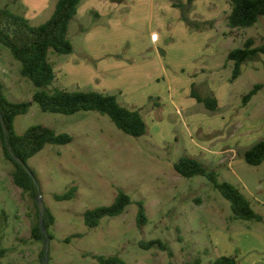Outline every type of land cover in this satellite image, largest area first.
Here are the masks:
<instances>
[{"label": "rangeland", "instance_id": "374dc122", "mask_svg": "<svg viewBox=\"0 0 264 264\" xmlns=\"http://www.w3.org/2000/svg\"><path fill=\"white\" fill-rule=\"evenodd\" d=\"M187 1L125 0L100 20L83 19L82 31L70 27L71 54H49L53 87L115 95L123 106L139 110L147 131L133 138L98 113H44L34 103L15 119L19 135L40 125L72 139L64 146H45L26 164L54 217L47 264H97L90 255H116L126 264H209L221 256L238 264H264V162L253 167L243 161L246 150L264 141V55L245 62L234 81L233 64L226 60L248 39L254 46L264 44V17L251 28L229 30L225 0L213 6L192 0L189 20L210 21L208 13L217 20L213 29L189 30L171 6H187ZM5 6L33 26L47 21L54 9L50 0H0V8ZM19 68L0 45L4 94L13 102H31L35 88ZM256 84L262 89L244 103ZM192 89L203 97L213 94L218 112L191 98ZM184 156L236 187L261 221L234 220L229 202L206 178L178 176L173 164ZM12 171L0 141V248L7 250L0 264H40L43 243L30 237L35 198L13 184ZM72 185L77 187L73 199L54 200ZM118 190L131 200L125 211L101 219L96 228L85 227L83 214L110 206ZM138 203L147 217L141 228L136 226ZM157 239L171 249V258L157 247H139Z\"/></svg>", "mask_w": 264, "mask_h": 264}, {"label": "trees", "instance_id": "16d2710c", "mask_svg": "<svg viewBox=\"0 0 264 264\" xmlns=\"http://www.w3.org/2000/svg\"><path fill=\"white\" fill-rule=\"evenodd\" d=\"M229 5V13L225 18V25L229 30L246 29L253 27L259 18L264 17V0H225ZM80 0H57L49 19L43 24L33 26L22 15L12 11L5 6L0 8V45L9 51L13 60L20 64L19 74L30 82L35 90L32 93L31 102H13L4 94L3 84L0 81V115L7 131V144L12 151L10 154L0 122V141L4 158L11 163L13 171L11 174L13 184L35 198L38 194L37 185L32 180L14 157L19 158L25 164L28 159L35 156L47 145L64 146L71 143L72 139L68 134H57L51 128L45 126H32L23 134H17L14 130V121L18 116L27 114L31 103L37 105L44 113L60 115H73L79 112H95L106 116L113 125L123 134L138 138L146 134L147 127L139 110L123 106L115 95L99 93L95 91H67L53 87L55 72L49 60V54L69 55L73 48L68 38L69 26L74 19ZM192 0L183 4H173L180 11V20L189 30H208L214 28V21L192 22L188 18L189 7ZM191 10V9H190ZM258 55H264V44L254 46L253 40L248 39L242 48H236L227 54L226 60L232 62L233 69L230 81L238 78L241 66L253 60ZM263 85L256 84L242 98L246 103ZM190 97L198 104H201L206 111L217 113L219 110L218 101L213 94L201 96L191 90ZM243 161L249 166H259L264 162V141L255 143L243 153ZM175 173L181 178L191 179L193 177H204L226 201L229 202L230 210L234 220L261 221V217L251 208L250 202L233 185L221 182L217 175L209 171L198 160L184 156L173 164ZM77 187L72 185L63 195H55L56 202L68 201L75 197ZM131 200L127 194L118 190L114 202L110 206L97 207L88 210L83 214L85 227L92 229L99 226L103 218H114L121 215ZM35 217L30 228L32 240L43 243L39 259L43 264L44 242L42 227L45 229L48 239L52 236L49 229L54 224L52 213L45 207L43 222L39 223L38 207L35 203ZM147 223L145 209L142 203H138L136 226L141 228ZM142 250H150L157 247L165 252L169 258L172 257L171 249L161 240L140 242ZM7 250L0 248V259L6 256ZM97 264H126L120 257L90 255ZM189 264V263H187ZM192 264H200L195 260ZM209 264H238L235 258L221 256Z\"/></svg>", "mask_w": 264, "mask_h": 264}, {"label": "crops", "instance_id": "0c3cea01", "mask_svg": "<svg viewBox=\"0 0 264 264\" xmlns=\"http://www.w3.org/2000/svg\"><path fill=\"white\" fill-rule=\"evenodd\" d=\"M56 1L57 0H50V2H52V4H54V5H55ZM124 1L125 0H80L76 15H75L74 19L72 20V22L70 23L69 28L72 27L73 25H76V28H77L76 30L82 31L83 27H82L81 21L83 19H85L87 17L88 18L91 17L92 19L100 20L102 14L110 12L111 9L118 10L119 8H121ZM131 1L135 2L137 0H129V2H131ZM138 1H140V0H138ZM221 1H224V0H221ZM216 2H218V0H212V1L209 0V5H211L212 3H216ZM81 5H83V8L81 7L82 9L80 8ZM213 5L214 4H212V6ZM171 6H173V4H171ZM195 8H196V6H195ZM229 10H230V8L228 6L227 11H224L225 17L228 15ZM207 17L208 18H206V20H210V21L217 20L216 17L213 16V14H211V13H208ZM96 27H97V25H94V28H96Z\"/></svg>", "mask_w": 264, "mask_h": 264}, {"label": "water", "instance_id": "95a60500", "mask_svg": "<svg viewBox=\"0 0 264 264\" xmlns=\"http://www.w3.org/2000/svg\"><path fill=\"white\" fill-rule=\"evenodd\" d=\"M0 122H1V126H2V130H3V134H4V138H5V144L10 152V154L13 156L12 154V151L11 149L9 148L8 144H7V131L5 129V125L3 123V120H2V117L0 115ZM15 161H17L20 166L28 173L30 174L32 180L34 181V183L36 184V181L31 173V171L27 168L26 164L21 161L19 158H16L14 157ZM35 203L38 207V213H39V223L40 225L42 224L43 222V216H44V213H45V205H44V202H43V199L41 197V194L40 192L38 191V194L37 196L35 197ZM42 233L44 235V238H45V242H44V258H43V264H47L48 262V244H49V239H48V236H47V233L45 231V229L42 227Z\"/></svg>", "mask_w": 264, "mask_h": 264}]
</instances>
